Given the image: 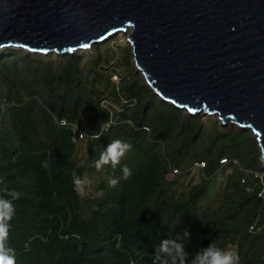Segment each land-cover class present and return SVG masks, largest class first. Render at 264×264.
<instances>
[{
    "label": "trees",
    "instance_id": "16d2710c",
    "mask_svg": "<svg viewBox=\"0 0 264 264\" xmlns=\"http://www.w3.org/2000/svg\"><path fill=\"white\" fill-rule=\"evenodd\" d=\"M109 42L64 57L0 51V196L20 194L6 241L17 264H153L161 241L185 231L193 256L215 242L234 249L239 264H264V204L252 176L264 166L251 133L163 101L129 45L103 61ZM115 139L132 151L97 171L94 160ZM199 163L201 182L182 188ZM229 170L213 199L212 183ZM73 171L97 176L99 196L77 192Z\"/></svg>",
    "mask_w": 264,
    "mask_h": 264
},
{
    "label": "water",
    "instance_id": "95a60500",
    "mask_svg": "<svg viewBox=\"0 0 264 264\" xmlns=\"http://www.w3.org/2000/svg\"><path fill=\"white\" fill-rule=\"evenodd\" d=\"M119 34L156 96L252 133L264 166V0H0V51L64 57Z\"/></svg>",
    "mask_w": 264,
    "mask_h": 264
},
{
    "label": "clouds",
    "instance_id": "9594fccd",
    "mask_svg": "<svg viewBox=\"0 0 264 264\" xmlns=\"http://www.w3.org/2000/svg\"><path fill=\"white\" fill-rule=\"evenodd\" d=\"M132 149L131 143L115 139L94 160V167L97 171L104 170L106 166L115 169ZM224 162L225 160H222V163ZM122 172V178L125 180L132 175V170L127 165L123 167ZM72 183L77 192H82L86 185V181L75 171L72 174ZM118 183V178H108L110 187H115ZM0 184H4L3 179H0ZM5 191L7 190L5 189ZM19 197L20 194L17 192H9L7 196H0V264H17L15 249L6 246V241L11 231V221L16 214L13 201ZM189 237L190 233L185 231L183 236L176 234L173 239L162 240L155 249L153 264H239V257L234 252L217 247L215 242L196 252L193 256L187 251L186 245Z\"/></svg>",
    "mask_w": 264,
    "mask_h": 264
},
{
    "label": "rangeland",
    "instance_id": "374dc122",
    "mask_svg": "<svg viewBox=\"0 0 264 264\" xmlns=\"http://www.w3.org/2000/svg\"><path fill=\"white\" fill-rule=\"evenodd\" d=\"M127 47H128V43H127L126 36L121 35V34H119L118 36H115V38L113 40H110V42L104 47L105 50L103 51L104 52L103 61H106V58L109 55H111V57H116L120 59L121 56L125 54V49ZM89 52L90 51H85L84 53L87 54ZM113 81L115 80L113 79ZM203 117L205 118V121L207 122L209 117L207 116H203ZM251 137H252V133H251ZM78 145H79V150L77 152L76 158L78 161H83L86 158V140H80L78 142ZM251 145H254V141L251 143ZM220 162L222 163V161ZM234 171H235V174L239 173L236 167L234 168ZM259 172L261 174L264 173V171L262 170H259ZM230 173H231V170H229V172L219 173L216 180L212 183L211 188H210V193L212 194L213 199H220V197H222L221 194L224 188L226 187V184L228 181L227 178ZM85 181H86V185H85L84 190L80 192L81 195L85 197L99 196V193H97V190L95 188L99 182V178H97V176L87 175L85 178ZM199 182H201L200 169L195 167L194 170L191 172V174L188 177H186L183 181H181V184H182V188H188L190 185L193 186L195 184H198ZM230 251L234 252V249H231Z\"/></svg>",
    "mask_w": 264,
    "mask_h": 264
},
{
    "label": "built area",
    "instance_id": "2783aa9c",
    "mask_svg": "<svg viewBox=\"0 0 264 264\" xmlns=\"http://www.w3.org/2000/svg\"><path fill=\"white\" fill-rule=\"evenodd\" d=\"M61 125L63 126H68L66 121H62ZM81 139H86V135H81L80 136ZM197 168H203L204 167V163H199L196 165ZM253 178H255L258 183L260 184V192H259V197L262 199L263 204H264V174H261L259 172H253L252 173ZM242 183H245V180H242ZM248 191H251V188L248 189Z\"/></svg>",
    "mask_w": 264,
    "mask_h": 264
}]
</instances>
